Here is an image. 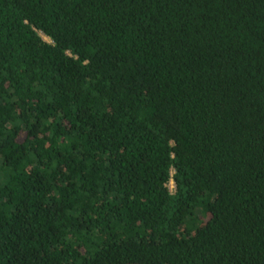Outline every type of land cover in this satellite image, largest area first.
Segmentation results:
<instances>
[{"label":"trees","instance_id":"obj_1","mask_svg":"<svg viewBox=\"0 0 264 264\" xmlns=\"http://www.w3.org/2000/svg\"><path fill=\"white\" fill-rule=\"evenodd\" d=\"M0 264H264V0H0Z\"/></svg>","mask_w":264,"mask_h":264},{"label":"rangeland","instance_id":"obj_2","mask_svg":"<svg viewBox=\"0 0 264 264\" xmlns=\"http://www.w3.org/2000/svg\"><path fill=\"white\" fill-rule=\"evenodd\" d=\"M169 188H170L171 191L175 190V184H174L173 180L169 183Z\"/></svg>","mask_w":264,"mask_h":264}]
</instances>
